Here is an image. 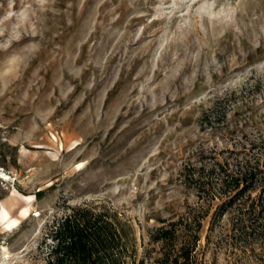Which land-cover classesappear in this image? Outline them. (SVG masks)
Returning <instances> with one entry per match:
<instances>
[{"label":"rangeland","instance_id":"1","mask_svg":"<svg viewBox=\"0 0 264 264\" xmlns=\"http://www.w3.org/2000/svg\"><path fill=\"white\" fill-rule=\"evenodd\" d=\"M261 138L264 0H0V264H41L74 206L132 227L122 264H159L149 231L201 202L191 167L264 165ZM217 187L195 262L264 264Z\"/></svg>","mask_w":264,"mask_h":264},{"label":"trees","instance_id":"2","mask_svg":"<svg viewBox=\"0 0 264 264\" xmlns=\"http://www.w3.org/2000/svg\"><path fill=\"white\" fill-rule=\"evenodd\" d=\"M216 109L214 105L210 113ZM260 144L264 147V138ZM260 158L259 153L244 152L241 157L235 156L233 162L225 159L209 168L191 167L188 180L197 188V199L201 202L188 206L176 217L162 219L160 225L149 231L150 240L160 246L159 264H197L194 253L199 232L216 186L224 199L214 214L230 209L237 212L238 217L232 222L243 233L249 227L253 231L264 228V165ZM253 191L257 193L251 197ZM46 230L41 241L46 247L41 264H122L133 240L132 227L115 213L87 206L71 207L70 212L54 219Z\"/></svg>","mask_w":264,"mask_h":264},{"label":"bare ground","instance_id":"3","mask_svg":"<svg viewBox=\"0 0 264 264\" xmlns=\"http://www.w3.org/2000/svg\"><path fill=\"white\" fill-rule=\"evenodd\" d=\"M0 173L5 175V173H3L1 170H0ZM2 212H3L2 213V216L4 218L6 216V214H7V212H6V210L4 208L2 209ZM20 213H21V215H25V214L28 213V209L26 207H23L21 209ZM18 222H19V219L12 218V219H9L7 221V225H8V227H13V226H16L18 224Z\"/></svg>","mask_w":264,"mask_h":264}]
</instances>
